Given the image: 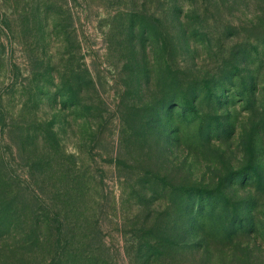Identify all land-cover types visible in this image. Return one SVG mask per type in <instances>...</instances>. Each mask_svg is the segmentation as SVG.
<instances>
[{"label":"rangeland","instance_id":"374dc122","mask_svg":"<svg viewBox=\"0 0 264 264\" xmlns=\"http://www.w3.org/2000/svg\"><path fill=\"white\" fill-rule=\"evenodd\" d=\"M0 203V264H264V0H0Z\"/></svg>","mask_w":264,"mask_h":264},{"label":"trees","instance_id":"16d2710c","mask_svg":"<svg viewBox=\"0 0 264 264\" xmlns=\"http://www.w3.org/2000/svg\"><path fill=\"white\" fill-rule=\"evenodd\" d=\"M59 92L56 93L57 98H60V103H62L63 106H70L72 102V97L70 94V91L68 90V86L66 87L65 84L62 83L60 86ZM178 105V102L176 100V104ZM167 140H169V144L172 143L171 138H167L163 134V142L167 143ZM197 148V147H195ZM193 148V149H195ZM195 156L199 157V150L196 151ZM253 173H257V170L254 169ZM236 174V173H235ZM185 188V189H183ZM182 189L185 191V199L186 201L189 200L190 204L193 206H197L196 211H194V218H189V220L186 223V227L177 228L179 231L186 232V234L189 237H193L196 242L205 249H211L213 247H216L220 245L223 249H232L237 245V239L239 236H242L243 233H246L248 230L249 233H254L259 231V223L257 221H254L253 218L250 219V222H245V218H227L226 220H221L219 222H215L213 218H202L199 222L196 218V214L204 213L207 207V203L205 202V193H208L211 197V192H206L205 189L199 188L198 186H189V187H183ZM193 196H190V195ZM199 200V201H198ZM192 206V209H193ZM218 205H215L214 207H217ZM212 206H209V208H212ZM56 209V207H54ZM3 205L0 203V218H7V216H3L4 211ZM55 209H52L43 216V218H55L56 214L58 212L55 211ZM10 218H19L18 216L15 217L14 215H9ZM34 218V217H33ZM38 218V216H37ZM56 221H59V218H55L52 223ZM175 222V221H174ZM175 226V223L173 224ZM171 226L169 230H175L174 226ZM167 228V227H166ZM165 229V228H164ZM174 232V231H173ZM172 232V233H173ZM157 245L140 243L138 246V251L142 253L146 258L151 256L154 253V250L156 249ZM144 253H143V252Z\"/></svg>","mask_w":264,"mask_h":264}]
</instances>
